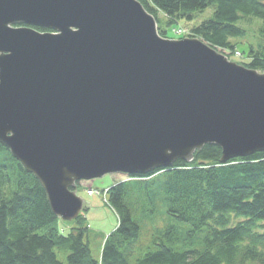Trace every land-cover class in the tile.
I'll list each match as a JSON object with an SVG mask.
<instances>
[{
    "label": "water",
    "instance_id": "95a60500",
    "mask_svg": "<svg viewBox=\"0 0 264 264\" xmlns=\"http://www.w3.org/2000/svg\"><path fill=\"white\" fill-rule=\"evenodd\" d=\"M0 142L70 222L77 181L264 151V72L160 36L139 0H0Z\"/></svg>",
    "mask_w": 264,
    "mask_h": 264
},
{
    "label": "trees",
    "instance_id": "16d2710c",
    "mask_svg": "<svg viewBox=\"0 0 264 264\" xmlns=\"http://www.w3.org/2000/svg\"><path fill=\"white\" fill-rule=\"evenodd\" d=\"M139 1L155 18L160 36L168 38L165 25L184 26L188 37L223 49L228 58L241 46L238 62L264 72V0ZM208 7L212 15L193 23ZM253 22L258 24L254 35L242 25ZM220 157L219 146L205 144L189 162L178 158L167 168L114 182L105 196L117 226L104 237L95 258L87 240L85 207L67 232L60 229L61 219L37 178L0 142V264H64L56 247L66 264H264V151L224 163ZM81 188L77 182V190ZM160 208L188 224V230L180 236L173 225L157 229L150 244L135 252L139 221ZM195 238L198 246L180 243Z\"/></svg>",
    "mask_w": 264,
    "mask_h": 264
},
{
    "label": "rangeland",
    "instance_id": "374dc122",
    "mask_svg": "<svg viewBox=\"0 0 264 264\" xmlns=\"http://www.w3.org/2000/svg\"><path fill=\"white\" fill-rule=\"evenodd\" d=\"M212 12H213V8L208 7L203 12L197 13L196 19L193 21V23H199L202 20L209 18L212 15ZM242 25L253 35L256 33V30L258 28V24L256 22H253L252 24L242 23ZM167 27L169 29V30L167 29L168 38L178 39V37H180L175 34L173 28L170 29L169 26L165 25V28ZM175 27H177V25H174V28ZM243 41H247V40H243ZM241 45H243L242 42ZM240 48L242 47L239 46L236 49L239 51ZM218 51L227 55V52L224 51L223 49L218 48ZM242 57H243L242 54L238 53L235 54L234 57L230 58V60L239 63L238 59H241ZM126 179H128L126 174L108 173L101 177L83 181V185H85V188L89 189L91 186L94 190H98L97 191L98 193H94L93 196L87 195L89 194V192L88 190L86 191L84 187L76 191L77 196L82 200V205L85 206V210L84 212L82 210V212L83 215L85 216L86 224L88 225L89 228L87 240L89 243L91 253L95 258H98L100 255L101 246L104 237H106L117 226V215L106 201V196H105L106 189L109 188L111 185H113L114 182L124 181ZM90 194L92 195V193ZM58 225L60 229L62 230L64 229L65 232H67L71 223L60 220ZM139 225H140V233H139V239L137 241V248L135 252H139L142 249H145V247H147V245L150 244L151 235L152 233L156 232L157 229H164L169 225H173L177 228L178 232H180V236H182V234L189 228L188 224L178 221L176 218L170 216L169 214H167V212L163 211L162 208H160L159 212L156 211V214H154L153 217L140 220ZM201 236L202 235L199 234L197 237L200 238ZM189 240L190 239H187V241H185L181 239L180 243L185 244L184 246L186 248H190L191 246L194 245L198 246V240L196 238L193 241H191V243H189ZM54 250L59 255V257L58 256L57 257L64 264H66V257L65 256L62 257L59 254V249L57 247Z\"/></svg>",
    "mask_w": 264,
    "mask_h": 264
},
{
    "label": "built area",
    "instance_id": "2783aa9c",
    "mask_svg": "<svg viewBox=\"0 0 264 264\" xmlns=\"http://www.w3.org/2000/svg\"><path fill=\"white\" fill-rule=\"evenodd\" d=\"M178 33H186V30L185 29H178ZM238 54V53H236ZM89 194L92 193L91 190H88Z\"/></svg>",
    "mask_w": 264,
    "mask_h": 264
}]
</instances>
